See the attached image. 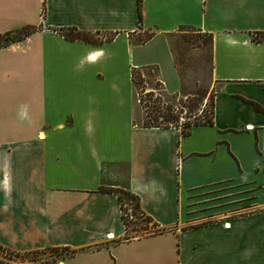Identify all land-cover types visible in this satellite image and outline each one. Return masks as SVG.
Listing matches in <instances>:
<instances>
[{
	"label": "crops",
	"instance_id": "0c3cea01",
	"mask_svg": "<svg viewBox=\"0 0 264 264\" xmlns=\"http://www.w3.org/2000/svg\"><path fill=\"white\" fill-rule=\"evenodd\" d=\"M140 12L0 0V36L35 28L0 48V246L76 252L56 264H264V0H141ZM181 27L211 37L213 123L138 126L133 64ZM69 28L110 40H66ZM153 61L166 87L173 68ZM116 191L154 234L126 238Z\"/></svg>",
	"mask_w": 264,
	"mask_h": 264
},
{
	"label": "rangeland",
	"instance_id": "374dc122",
	"mask_svg": "<svg viewBox=\"0 0 264 264\" xmlns=\"http://www.w3.org/2000/svg\"><path fill=\"white\" fill-rule=\"evenodd\" d=\"M13 37V36H12ZM153 35L140 33L132 39L133 47L144 46ZM98 40L97 37H93ZM210 37L190 28H178L174 33L157 38L147 46L145 62H135L134 92L136 110L134 122L146 126L154 118L153 110L171 112L178 118L174 124L200 123L211 117L212 99L219 88L211 77ZM167 62L173 68V77L164 71L166 87L162 84L157 63ZM161 124V119H157ZM123 197L127 236L130 239L154 234L157 229L151 221L142 217L136 207ZM131 217V218H130ZM70 255V251L45 250L24 258L0 253L2 264H56Z\"/></svg>",
	"mask_w": 264,
	"mask_h": 264
},
{
	"label": "trees",
	"instance_id": "16d2710c",
	"mask_svg": "<svg viewBox=\"0 0 264 264\" xmlns=\"http://www.w3.org/2000/svg\"><path fill=\"white\" fill-rule=\"evenodd\" d=\"M137 4H138V17H139V21L141 22V12H140V4H141V0H137ZM35 31L34 27H24L19 31H16L15 33H13V35L11 33H7L3 36H0V48L2 47H6L7 45H9L12 42H16L18 40H21L27 36H29L30 34H32ZM60 34L66 39V40H80L83 42H87V43H100L102 41H109L110 37H107L105 39H100V40H95L93 38V35H89L86 33H82L77 31L74 28H69V29H61L59 30ZM264 36V34H262ZM13 36V37H12ZM210 37V36H209ZM210 43H211V37H210ZM134 70L136 69H132V82L134 85ZM153 115L154 118L151 121V123L147 124L146 126H142L144 128H160V129H169V128H174V127H178L177 125H175L174 123L177 122L178 118L175 117L171 112L169 111H165V112H161L159 108H156L153 110ZM160 118L161 119V124L157 123V119ZM213 123V110L211 111V117L204 121V122H194V123H185L184 126L181 129V133L182 134H187L190 130V128L192 126H197V125H211ZM103 189H100V191ZM115 194L118 197V201L120 204V209L122 212V221L125 227V233H126V238H128L127 236V229H126V220H125V216H124V202H123V197H127L129 200V202L134 203L136 202V207L135 210H139L140 211V215L142 217H145L146 220L150 221V219L148 217H146L140 210L139 208V203H138V199L133 196L132 194H130L128 191H116ZM154 225V224H153ZM54 251H69L66 248L63 249H51ZM0 253H3L7 256H11V257H16V258H24L27 257L29 255H34L39 253L38 251L36 252H30V253H14L11 252L3 247L0 246ZM76 252L75 251H70V255L69 256H73ZM0 264H2L0 262Z\"/></svg>",
	"mask_w": 264,
	"mask_h": 264
},
{
	"label": "clouds",
	"instance_id": "9594fccd",
	"mask_svg": "<svg viewBox=\"0 0 264 264\" xmlns=\"http://www.w3.org/2000/svg\"><path fill=\"white\" fill-rule=\"evenodd\" d=\"M90 59L94 61L96 59V56H92L90 57Z\"/></svg>",
	"mask_w": 264,
	"mask_h": 264
},
{
	"label": "built area",
	"instance_id": "2783aa9c",
	"mask_svg": "<svg viewBox=\"0 0 264 264\" xmlns=\"http://www.w3.org/2000/svg\"><path fill=\"white\" fill-rule=\"evenodd\" d=\"M125 206H126V205H124V207H125ZM130 218H131V217H130ZM109 237H111V236H108V237H107V239H108V240H111V239H113L112 237H111V238H109Z\"/></svg>",
	"mask_w": 264,
	"mask_h": 264
}]
</instances>
